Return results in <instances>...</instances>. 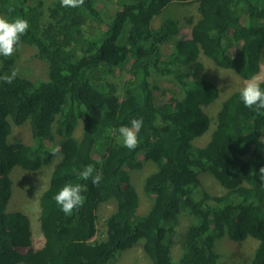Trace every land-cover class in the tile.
I'll return each instance as SVG.
<instances>
[{
    "label": "trees",
    "instance_id": "16d2710c",
    "mask_svg": "<svg viewBox=\"0 0 264 264\" xmlns=\"http://www.w3.org/2000/svg\"><path fill=\"white\" fill-rule=\"evenodd\" d=\"M109 2L118 9L102 12L99 6ZM191 2L200 17L187 40L178 37L177 20L151 26L167 5ZM238 3L244 25L235 10ZM44 6L43 0H0L1 16L29 22L17 51L0 56V75L13 70L23 45L47 64L44 79L17 75L11 84L0 81V264H111L130 244L139 243L150 264H220L214 250L218 239L238 243L248 237L258 242L251 264H264V110L246 108L240 90L235 91L222 102L209 141L202 147L193 144L208 130L205 110L218 94L213 83L201 79L198 57L203 54L245 81L258 76L264 0H84L78 8L52 0ZM176 39L182 40L176 42L182 43L180 53L163 55L161 46ZM115 71L127 74L119 92L108 80ZM152 80L176 85L181 96L155 94ZM260 86L264 89V79ZM140 117V143L129 150L117 140V129ZM27 123L32 142H9L12 126ZM79 123L76 139L73 130ZM55 138L59 163L40 195L43 243L33 249L28 216L7 210L10 174L15 167L39 169ZM147 161L156 170L145 177L142 190L152 202L139 215L130 173ZM88 164L102 176L98 186L77 177ZM203 174L223 193L204 192L195 199ZM68 182L87 187L85 203L71 215L53 199ZM105 203L115 204V210L105 220V237L98 240L96 211ZM182 215L192 222L173 262L171 248Z\"/></svg>",
    "mask_w": 264,
    "mask_h": 264
},
{
    "label": "rangeland",
    "instance_id": "374dc122",
    "mask_svg": "<svg viewBox=\"0 0 264 264\" xmlns=\"http://www.w3.org/2000/svg\"><path fill=\"white\" fill-rule=\"evenodd\" d=\"M52 0H43L45 6ZM99 6V4H98ZM104 13H114L118 8L115 3L109 2L103 6H99ZM236 13L240 19L242 25H244V15L242 12L241 4L236 5ZM1 16V15H0ZM200 17L197 10V4L191 2L188 4H169L167 5L160 15L153 18L151 26L158 28L162 23L171 21H179V34L182 40H187L190 37L191 25L195 23ZM177 23V22H176ZM180 39L169 40L161 46L163 55L173 57L180 53L181 44H176ZM180 40V41H182ZM232 45V42H229ZM238 45L230 48L233 52ZM35 49L23 45L17 52V59L13 69H18V76L36 80L44 79L47 76V64L35 57ZM198 61L203 64V71L200 73L201 79L213 83L217 90V98L215 101L205 110V113L210 119L208 130L202 134L199 138L193 141L194 146L202 147L210 139V134L214 130L215 117L219 111L222 102L233 92L238 91L243 86L245 80L232 70H226L219 67L213 61L206 58L203 54H200ZM261 71L258 74L259 77L264 79V49L262 51ZM127 78L125 71H115L112 76L108 77L109 82H116L118 92L121 90V86ZM153 89L155 94L161 92H173L180 97V88L176 85H172L165 80L153 81ZM168 99L170 94L165 95ZM164 98V97H163ZM73 137L79 139L81 137V124L73 130ZM9 142H22L30 144L32 142L31 132L29 124L22 126H12L11 134L8 138ZM121 141L119 138L117 139ZM58 138H55L52 142L48 143L49 148H55L58 146ZM55 142V146L52 145ZM49 158L35 171L25 172L21 168H13L11 179V197L8 203L7 210L21 212L28 216L30 221V228L32 232L33 249H39L42 246L43 240L41 236L37 217L40 215V195L47 189L52 172L59 163L57 156L49 153ZM39 160V157H38ZM156 170V165L153 162H143L141 169L130 173L131 183L134 186L139 197L138 214H145L150 208L152 199L144 194L142 185L145 177ZM223 188L209 175L203 174L200 176V185L194 192V198L200 199L204 192L210 194V196H217L223 193ZM207 203H211L208 201ZM115 210V204L105 203L101 204L96 211V239L101 240L105 237V220ZM192 219L189 216H180L175 228L174 243L171 248L172 261L176 262L181 253V242L183 234L191 224ZM36 224L39 231L37 230ZM258 242L253 238H246L242 242H232L228 239H218L215 242L214 250L219 254L220 264H251L252 254L255 250ZM117 260L111 264H150L149 257L143 252L141 244H130V247L121 252L117 257Z\"/></svg>",
    "mask_w": 264,
    "mask_h": 264
},
{
    "label": "clouds",
    "instance_id": "9594fccd",
    "mask_svg": "<svg viewBox=\"0 0 264 264\" xmlns=\"http://www.w3.org/2000/svg\"><path fill=\"white\" fill-rule=\"evenodd\" d=\"M61 4L65 7L78 8L84 4V0H61ZM28 29L29 22L22 17H15L10 20L0 16V56L11 57L17 51V46L21 44V37ZM17 73L18 69H13L10 73L0 75V81L11 84ZM261 82V77L252 76L244 82L239 92L240 101L243 105L246 108L254 109L257 113L264 110V89L260 86ZM143 123L142 117L132 118L128 125H121L117 129L119 139L124 147L129 150L137 148L140 143L139 133ZM57 152H59V146H56L51 153L55 156ZM260 172L264 174V168H261ZM77 177L85 181L91 179V183L97 186L102 180L101 174L96 172L92 164L85 165L77 173ZM86 191V185L68 182L59 188L53 199L65 215H71L74 210L82 207L85 203L86 197L82 193Z\"/></svg>",
    "mask_w": 264,
    "mask_h": 264
}]
</instances>
